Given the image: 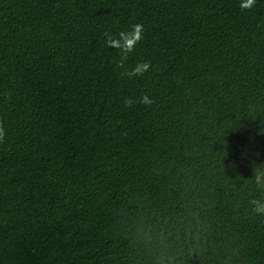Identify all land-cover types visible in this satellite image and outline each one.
<instances>
[{
  "label": "trees",
  "instance_id": "16d2710c",
  "mask_svg": "<svg viewBox=\"0 0 264 264\" xmlns=\"http://www.w3.org/2000/svg\"><path fill=\"white\" fill-rule=\"evenodd\" d=\"M240 3L0 0V264H264V0Z\"/></svg>",
  "mask_w": 264,
  "mask_h": 264
},
{
  "label": "clouds",
  "instance_id": "9594fccd",
  "mask_svg": "<svg viewBox=\"0 0 264 264\" xmlns=\"http://www.w3.org/2000/svg\"><path fill=\"white\" fill-rule=\"evenodd\" d=\"M240 7L242 10L251 11L256 7V0H241ZM142 31L141 26L137 25L132 33L130 34H121L119 41L115 39H110L109 43L119 46L123 49L124 52H130L132 50L133 45L139 40L140 33ZM148 69V64H139L135 67V69L128 73V75H141ZM143 104H150L151 101L148 96H144L140 101ZM133 101L127 100L126 105H131ZM3 134V131L0 130V135ZM258 186L264 187V174L257 175L256 181ZM253 211L258 214H264V201L253 200Z\"/></svg>",
  "mask_w": 264,
  "mask_h": 264
}]
</instances>
